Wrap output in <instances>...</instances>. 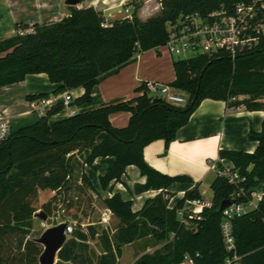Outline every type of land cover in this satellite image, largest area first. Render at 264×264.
<instances>
[{
    "label": "trees",
    "instance_id": "trees-1",
    "mask_svg": "<svg viewBox=\"0 0 264 264\" xmlns=\"http://www.w3.org/2000/svg\"><path fill=\"white\" fill-rule=\"evenodd\" d=\"M243 1L249 0H160V13L145 21L138 17L140 5L135 1L132 19L108 20L93 6H70L71 14L60 21L17 24L18 30L31 26L34 31L0 41V86L20 82L29 74L46 73L51 82L61 84L58 91L83 87L85 93L75 104L89 103L93 88L106 75L132 62L138 52L165 45L169 23L184 14L206 15ZM106 21L107 27L102 25ZM173 64L176 79L169 84L188 94L183 106L163 98L157 100L159 97L151 96L142 85L141 95L133 99L105 103L52 121L53 115L64 110L63 104L57 103L33 124L12 131L0 146V249L4 241L14 239L17 253L7 258L0 254V264H40L43 247L30 237L34 216L40 209L36 206L39 191H56L41 207L52 216L55 203L73 189L71 179L76 169L107 156L115 157V161L100 177L103 189L122 181L127 166L136 165L146 181L137 183L135 192L161 191L138 211L121 193L103 199L120 224L115 231H100L103 252L98 259L92 257L91 237L84 220H80L72 222L73 231L56 264H122L124 247L146 238L160 246L133 264H183L186 254L193 258V264H224L228 252L221 234L219 206L240 187L248 192L264 190V122L261 132H250V138L258 141L253 153L220 150V157L231 160L233 169L246 175L247 181L235 185L216 175L211 184L212 203L203 207L200 219L178 211L187 200H203L199 184L171 207L174 193L169 188L177 181L191 179L154 169L144 158V148L156 139L163 138L167 143L174 140L206 98L224 100L229 107L264 111V34L254 47L235 57L220 49L174 59ZM121 111L131 116L126 126L117 127L111 115ZM82 179L94 189L85 173ZM237 200L245 202L246 198ZM74 205L72 200L69 207ZM84 217L89 218V214ZM233 229L242 263L264 264V198L258 208L235 217Z\"/></svg>",
    "mask_w": 264,
    "mask_h": 264
},
{
    "label": "crops",
    "instance_id": "crops-1",
    "mask_svg": "<svg viewBox=\"0 0 264 264\" xmlns=\"http://www.w3.org/2000/svg\"><path fill=\"white\" fill-rule=\"evenodd\" d=\"M131 1L82 0L75 7L93 6L101 11L108 20H114L122 17L119 14L120 11L122 8L130 6ZM150 1L152 0H145L137 10L138 17L142 21L156 15L161 10L160 3L158 7L154 6L150 9L147 5ZM70 6L72 5L67 4V0H0V40L15 35L18 31L17 24L20 23L43 24L60 21L71 14ZM131 7L134 12L135 4ZM173 63L174 56L162 47L140 51L132 62L118 71L106 75L93 88L91 102L75 104L76 99L85 93V89L80 87L71 90L73 92L71 108H64L60 113L53 115L51 120L58 121L70 116L71 109L77 113L97 108L105 103L133 99L141 95V86L149 80L171 83L176 79ZM60 85L51 82L46 73H34L27 75L20 82L0 86V113L6 115L12 125L16 124V128L12 126L14 131H17V128L33 124V119H25L33 113L39 114L38 111H34L33 102L41 98V95H45L42 97H56V95L67 91H58ZM29 96L36 98H29ZM49 109V107L46 108L47 111ZM39 116L41 115L39 114ZM130 116L131 113L128 111L116 112L111 115V121L117 127H124L129 123ZM263 122V110H248L245 106L229 107L224 100L206 98L192 113L188 123L177 131L174 140L167 143L165 139L160 138L147 144L144 148V158L148 165L169 176L184 175L191 179L190 181H177L169 188L174 193L170 206L175 207L185 197L186 191L194 188L197 183L203 196L202 202L198 204L187 200L184 208L203 210L204 206L211 205L213 192L208 197L206 193L216 177L215 169L225 166L233 167L231 160L220 157V150H240L253 153L258 146V141L250 138V132L252 130L261 132ZM114 161L115 157L113 156L98 157L93 165L84 164L73 175V177L75 176L73 189H78L82 199L85 192L90 197L93 195L95 198L102 199L103 206L98 207L102 213L101 217L109 211L103 199L115 193H121L125 199L132 200L133 210L138 211L143 208L148 199L154 198L161 191L151 189L142 193L135 192V185L146 181V176L136 165L127 166L122 181L114 182L107 189H103L100 177L107 172ZM83 173L88 176L94 189L84 183ZM55 193L56 191H51L50 194ZM94 205L97 206V203L94 202ZM90 222L95 223V221H91V218ZM97 223L100 224V220ZM119 224L120 219L112 213V231H115ZM147 241L152 242L151 239L146 238L126 246ZM159 246H155L153 242L148 249ZM139 252V255L135 256L130 264L146 253L141 249Z\"/></svg>",
    "mask_w": 264,
    "mask_h": 264
},
{
    "label": "built area",
    "instance_id": "built-area-1",
    "mask_svg": "<svg viewBox=\"0 0 264 264\" xmlns=\"http://www.w3.org/2000/svg\"><path fill=\"white\" fill-rule=\"evenodd\" d=\"M130 6L124 7L119 14L122 17L133 18V10ZM120 17V18H122ZM264 21V0H249L235 4L233 8L222 6L206 15L198 12L184 14L175 23L168 24L169 38L165 45L161 46L170 54L180 55L186 50L197 53H213L220 49L228 51L233 57L238 53L251 49L258 42L260 35L264 34L262 26ZM103 26L109 25L108 21L102 23ZM144 88L151 93H162V98L168 103L183 106L188 101V94L169 83L158 81H146ZM73 92L67 90L56 97H41L33 102L34 111L40 115H45L46 108H52L57 103H62L64 108H71ZM49 109V110H50ZM75 110L71 109L70 115H74ZM12 124L9 118L0 113V146L4 144L12 133ZM215 168V167H214ZM216 175L225 177L229 182L239 185L247 181V176L233 167L216 168ZM244 197L245 202L237 199ZM264 198L263 191L248 192L245 187H240L232 194L231 204L222 210L221 234L224 246L228 255L224 264H243V255L238 252L236 237L233 229V219L244 215L256 208ZM172 200V199H171ZM200 204L199 199L192 200ZM174 207V206H171ZM180 215L187 213L190 218H201L202 210L180 209ZM112 211L102 215L100 224L103 229L112 231L111 216ZM68 222V221H67ZM74 223L68 222L67 234L73 231ZM183 264H193V258L186 254Z\"/></svg>",
    "mask_w": 264,
    "mask_h": 264
},
{
    "label": "rangeland",
    "instance_id": "rangeland-1",
    "mask_svg": "<svg viewBox=\"0 0 264 264\" xmlns=\"http://www.w3.org/2000/svg\"><path fill=\"white\" fill-rule=\"evenodd\" d=\"M132 1H135V2L138 1L139 5L141 7L145 0H132ZM159 3H160V0H152L147 5L150 9H152L154 6L158 7ZM124 5H126V4H124ZM122 9H124V8H122ZM159 13H160V11L157 12L156 15H158ZM262 29L264 31V24L262 26ZM33 31H34V28L29 26L27 28H22V29L18 30L16 34L23 35L26 33L33 32ZM194 55H196L195 51L186 50L183 53H181L180 55L174 54L173 56H174V59H184V58L193 57ZM149 94L151 96H154V97H162V93H151V92H149ZM38 117H39L38 113H33V115H31L25 119L30 118V120L33 119V122H36ZM22 120H24V119H22ZM12 126L16 128L15 123H13ZM17 129H19V128H17ZM79 169H80V167H79ZM79 169H76V171H78ZM74 178H75V176L74 177L72 176V179H71L73 182V186L75 185ZM41 191H39L38 200L36 202V206L40 207V209L38 211H40L42 209L41 207L44 203L49 201V199L55 195V194H50L51 192H45L43 190H41ZM207 191L208 192L206 193L207 194L206 196L208 197L213 191L211 188H208ZM91 196L94 197L93 195H91ZM78 197H80V198H78ZM81 197H82V195L78 191V189H73V190L66 192L65 196L60 197V199L57 201V203H55L54 212H53L52 216L57 217L59 219V221H63L65 219L70 221V222L84 220L83 223L85 225L90 223V218H91V221L92 220L95 221L98 229L100 231L103 230V226L101 224L97 223L101 219L102 213L98 207L103 206L102 199L94 197L93 201H90V196L88 194H85L83 199ZM72 200L74 201L76 206L74 205L73 208H70L69 206H70ZM94 202L97 203V206L94 205ZM78 207H80L79 210H78ZM86 213L89 214V218H87V219H85V217H84V215ZM46 228H47L46 222L44 220L40 219L39 217L34 216V226H33V229L31 231V234H30L31 239L37 240V238H39L42 235V233L44 232V230ZM98 237H99V235L97 236V240H98ZM95 242L96 241L91 240L90 245L92 247H95ZM16 244H17L16 240H14V239H11V240L8 239L7 241H4L3 246L0 249V254L3 255L4 258L12 256L13 254H16L17 253ZM151 244H153V241L152 242L147 241V242H143V243H140L137 245L124 247L125 248L124 253L120 259V261H122L121 263L122 264H130V262H132V260L135 258V256L139 255L140 249L143 252H149V251L151 252V251L155 250L156 248H153V247H151L152 249H150V250L148 249L149 245H151ZM42 247H43V245H42ZM43 250H44V247H43ZM135 253H136V255H135ZM98 254H99V252H98ZM58 260H59V258H58Z\"/></svg>",
    "mask_w": 264,
    "mask_h": 264
},
{
    "label": "water",
    "instance_id": "water-1",
    "mask_svg": "<svg viewBox=\"0 0 264 264\" xmlns=\"http://www.w3.org/2000/svg\"><path fill=\"white\" fill-rule=\"evenodd\" d=\"M81 1L82 0H67V4L76 6ZM161 99L162 97L157 98V100ZM230 204L231 201L229 199L222 201L219 206V211H222ZM35 216L44 220L47 224V228L44 230L42 235L37 238V241L44 247V250L40 255V264H56L58 261L59 252L68 238V234L66 232L68 222L59 221L57 217L50 216L45 210L37 211ZM86 228L91 240L96 241L95 247L91 248L92 257L96 261L98 259V252H103L101 242L97 240V236L100 235L101 232L96 224L92 222L88 223Z\"/></svg>",
    "mask_w": 264,
    "mask_h": 264
}]
</instances>
